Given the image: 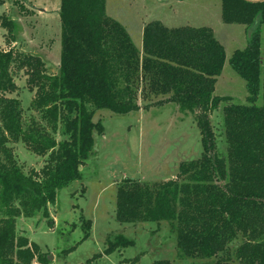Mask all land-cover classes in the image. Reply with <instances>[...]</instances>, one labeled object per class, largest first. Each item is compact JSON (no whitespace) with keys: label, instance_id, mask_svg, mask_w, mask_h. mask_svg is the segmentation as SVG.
<instances>
[{"label":"trees","instance_id":"obj_1","mask_svg":"<svg viewBox=\"0 0 264 264\" xmlns=\"http://www.w3.org/2000/svg\"><path fill=\"white\" fill-rule=\"evenodd\" d=\"M59 14L58 74H49L37 54L0 47V264H48L38 245L17 232L16 219L39 212L48 217L59 190L82 179L79 167L94 153V135L105 132L89 106L128 114L141 109L135 100L139 90L145 96H165L157 103L173 102L180 111L194 114L203 151L200 158L181 162L173 179L148 184L124 178L116 193L117 220L170 223L177 248L190 259L208 260L201 264H213L210 259L242 234L245 241L236 253L240 263L264 264V0H222L224 22L247 26L246 48L235 50L230 59L247 82V104L215 94L225 47L211 27L170 28L153 20L145 24L139 48L125 26L107 14L106 0H61ZM1 26L15 42L14 21ZM14 70L27 76L35 93L32 109L46 125L34 119L24 123L20 101L9 96L18 90ZM220 108L225 153L218 149L211 118ZM59 131L66 137L61 141L54 136ZM11 141L47 156L45 165L26 174L8 145ZM85 223L81 241L92 228L91 219ZM134 244L118 234L107 239L102 253L79 264Z\"/></svg>","mask_w":264,"mask_h":264},{"label":"rangeland","instance_id":"obj_2","mask_svg":"<svg viewBox=\"0 0 264 264\" xmlns=\"http://www.w3.org/2000/svg\"><path fill=\"white\" fill-rule=\"evenodd\" d=\"M60 7L61 0H0V47L37 54L44 60L49 74H58L62 53ZM106 10L125 26L139 48L143 27L153 20L170 28L211 27L225 47V62L217 77L215 94L230 96L236 103H248L247 82L230 64L234 51L248 44L247 26L224 22L222 0H106ZM9 20L14 21L15 42H11L12 36L1 26ZM13 75L18 90L9 96L20 101L24 123L28 125L34 119L46 125L41 113L32 109L35 93L28 87L27 76L15 70ZM162 97L165 96H145L139 90L135 100L141 109L128 114L89 106L94 111V121H102L105 132L94 135V153L83 167L82 179L59 190L56 203L48 206V217L39 212L16 219L17 232L38 245L40 252L47 256L48 264L84 263L102 253L107 239L115 240L118 234L134 240L135 244L103 255L91 264H152L160 259H168L172 264L208 262L186 257L177 248L176 233L168 222L122 224L116 218V193L124 178L148 184L173 179L181 162L198 159L202 154L195 115L180 111L173 102L157 103ZM262 102L261 93L256 104ZM224 105L226 102L221 108ZM221 108L211 118L218 149L225 153L227 143ZM54 136L59 141L66 138L61 131ZM8 145L26 174L45 165L47 156L32 152L22 141H11ZM88 219L92 220L90 236L81 241ZM244 241L245 237L239 234L211 262L217 264L219 259V264H241L236 253ZM68 249L72 250L65 254ZM136 257L137 261L132 263Z\"/></svg>","mask_w":264,"mask_h":264},{"label":"water","instance_id":"obj_3","mask_svg":"<svg viewBox=\"0 0 264 264\" xmlns=\"http://www.w3.org/2000/svg\"><path fill=\"white\" fill-rule=\"evenodd\" d=\"M253 2H259V1H262V0H251ZM80 170H82V167H79Z\"/></svg>","mask_w":264,"mask_h":264},{"label":"crops","instance_id":"obj_4","mask_svg":"<svg viewBox=\"0 0 264 264\" xmlns=\"http://www.w3.org/2000/svg\"><path fill=\"white\" fill-rule=\"evenodd\" d=\"M143 28H144V27H143ZM142 34H143V31H142ZM82 170H83V167H82ZM82 170H81V171H82ZM35 264H41V263H39V262H35Z\"/></svg>","mask_w":264,"mask_h":264}]
</instances>
